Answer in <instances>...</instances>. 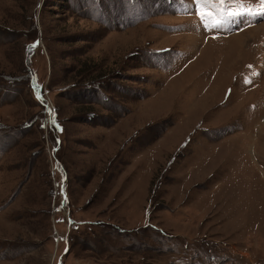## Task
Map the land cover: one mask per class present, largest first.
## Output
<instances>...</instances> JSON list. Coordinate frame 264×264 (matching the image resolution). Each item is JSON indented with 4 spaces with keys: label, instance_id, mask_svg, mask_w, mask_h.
<instances>
[{
    "label": "rangeland",
    "instance_id": "1",
    "mask_svg": "<svg viewBox=\"0 0 264 264\" xmlns=\"http://www.w3.org/2000/svg\"><path fill=\"white\" fill-rule=\"evenodd\" d=\"M261 7L0 0V264H264Z\"/></svg>",
    "mask_w": 264,
    "mask_h": 264
},
{
    "label": "snow or ice",
    "instance_id": "2",
    "mask_svg": "<svg viewBox=\"0 0 264 264\" xmlns=\"http://www.w3.org/2000/svg\"><path fill=\"white\" fill-rule=\"evenodd\" d=\"M224 2H225V0H217V4H223ZM260 2H261V5H264V0H260ZM197 3L201 4L203 7L206 8L210 4H212V0H197ZM213 6L215 7L216 5H213ZM260 11H261L262 14H264V7H261ZM230 15L236 16V15H239V14L236 13V12H232V13H230ZM200 18H201L202 21L204 19H206L204 14H200ZM217 23H219V22L217 21Z\"/></svg>",
    "mask_w": 264,
    "mask_h": 264
}]
</instances>
